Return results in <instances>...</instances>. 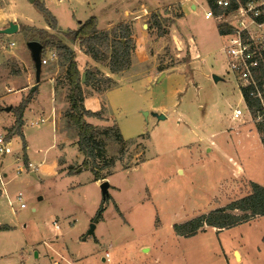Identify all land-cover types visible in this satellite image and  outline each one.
Listing matches in <instances>:
<instances>
[{
	"label": "rangeland",
	"instance_id": "374dc122",
	"mask_svg": "<svg viewBox=\"0 0 264 264\" xmlns=\"http://www.w3.org/2000/svg\"><path fill=\"white\" fill-rule=\"evenodd\" d=\"M8 1L14 3L21 23L48 25L37 4ZM50 6L66 28L91 16H96L100 27L125 19L116 26L123 24L129 31L131 63L112 78L113 86L120 88L115 92L116 108L108 102L106 114H115L128 140L106 136L105 157L117 160L111 174L103 171L110 183L105 200L94 173L87 167L77 170L84 157L77 145L78 130L65 115L70 106L69 86L59 58L43 66L45 76L55 77L59 90L58 129L48 110L46 123L27 124L42 114L41 110L31 112L36 106L29 104L24 135L10 132L18 118L17 107L30 95L37 100L39 91L33 62L31 79L21 59H4L13 52H28L24 28L0 35V131L13 136V152L0 155V264H251L238 262L233 249L246 237L255 243L264 218L218 233L205 225L188 237H179L173 227L210 213L213 205L225 207L241 199L244 186L249 183L251 188L252 182L246 183L242 174H230L232 163L242 162L250 178L264 183V147L256 127L249 116L244 120L231 117L233 108L243 104L232 75L225 74L224 80L215 83L209 71L198 84L191 80L196 65L207 63L223 71L216 56L223 54L225 37L220 36V29L224 24L205 17L208 1L50 0ZM125 8L132 11L124 13ZM158 18L161 27L156 25ZM10 42L15 46L5 49ZM199 42L204 48L197 46ZM48 47L42 55L56 50ZM71 47L83 67L80 70L92 69L97 75L95 85L84 88L85 95L92 94L108 77L109 58L97 62L80 43ZM13 65L20 74H14ZM161 68L165 70L160 72ZM151 75L157 77L149 84ZM40 89L47 98V86ZM8 105L12 112L5 111ZM142 109L165 113L167 118L146 117ZM26 151L28 161L39 166L36 175L18 170L26 165ZM58 159L60 167H56ZM22 202L26 207H21ZM102 204L103 214L97 218ZM54 220L60 230H55ZM92 223L95 232L88 235Z\"/></svg>",
	"mask_w": 264,
	"mask_h": 264
},
{
	"label": "trees",
	"instance_id": "16d2710c",
	"mask_svg": "<svg viewBox=\"0 0 264 264\" xmlns=\"http://www.w3.org/2000/svg\"><path fill=\"white\" fill-rule=\"evenodd\" d=\"M207 1L217 14L222 12V9L216 5V0ZM35 4L46 14L50 29L23 27L25 35L28 41L37 40L41 42L45 50L48 46L57 50L60 64L66 67L65 74L69 86L68 100L70 106L65 115L68 122L78 130L77 144L79 151L84 155L82 166L89 168L96 179L107 178L103 175V171L106 170L108 174H111L112 167L117 159H107L105 157L106 136H116L117 139L124 142L127 140L123 138L117 126L102 128L86 120V117L89 116L101 117L106 107L97 112L85 107L84 88L92 84L95 85L93 82L97 80V75L92 69H86V78L83 81V72L78 66L76 52L65 40L78 41L82 47L86 48V53L97 62L102 61L103 58H109L110 71L118 74L128 68L131 63V49L133 46L128 38L129 31L124 28L123 24L114 27L112 30H100L96 16H91L82 22L78 29L61 33L56 30V18L45 4L40 0H36ZM156 25L161 27L160 18L157 19ZM224 30L220 29V33H223ZM108 51H110L109 56L106 54ZM164 70L165 68H161L160 72ZM106 78L104 85L98 86L95 93H101L115 87L113 86L114 79L111 77ZM31 100L32 96L30 95L17 107L18 118L10 132L23 135L21 128L24 123V112ZM25 148L26 143L24 144ZM108 198L109 196L104 199ZM103 210L104 205L102 204L97 218L102 216ZM260 215H264V186L252 182L251 192L243 198L234 200L225 207L214 209L210 213L199 215L184 223H175L173 227L177 235L188 237L196 235L205 225L221 230L231 228Z\"/></svg>",
	"mask_w": 264,
	"mask_h": 264
},
{
	"label": "crops",
	"instance_id": "0c3cea01",
	"mask_svg": "<svg viewBox=\"0 0 264 264\" xmlns=\"http://www.w3.org/2000/svg\"><path fill=\"white\" fill-rule=\"evenodd\" d=\"M62 1V0H60ZM30 2V1H29ZM41 2H43L45 4V6L51 11V13L54 15V17L56 18V30L59 31V32H67L69 30H76L80 27V24L82 22H84L83 20H78V22L75 24L76 27H68L66 28V26L62 25V23L60 22V19L56 16V14H54L53 10H52V7L50 6V0H41ZM181 2V1H180ZM139 4V3H138ZM182 4V2H181ZM196 6L197 7V4L196 3H192V6ZM132 10H130L129 8H125V11L124 13H127V12H131ZM125 19L124 18H121L119 19L117 22H112L111 24H109L108 26L106 27H100L98 26V28L100 30H111L113 29L117 24H119L120 22L124 21ZM13 21V22H17L19 24V29L20 27H31V28H39V29H50V24L48 22V25L46 27H38V26H35V25H31V24H23L20 22L19 20V14L17 13V10L15 8V5L14 3L12 2H7V0H0V29H3L5 27H7L9 25V23ZM48 21V20H47ZM97 24H98V21H97ZM0 35H3V33H0ZM69 45L71 43L70 46H76V44L79 45V42L78 41H75V42H72V41H68V40H65ZM15 46V44L11 47L7 46L6 48H10L12 49L13 47ZM199 46L200 48H204V46H202V44H199L197 45ZM4 47V46H3ZM5 48V49H6ZM49 48V47H47ZM54 48V47H53ZM74 49V48H73ZM50 50V49H49ZM75 50V49H74ZM15 57L17 59H21L22 63H24V69H25V74H28V76L31 78V66H30V62L34 63L33 61V58H32V55H31V51L29 50L28 48V52H19V53H16V52H13L11 54H7L5 58H9V57ZM84 57V56H83ZM87 57V55H86ZM220 58V59H219ZM85 59V57H84ZM201 59H204V58H201ZM216 59L219 60L220 62V65L221 67L223 68V71L222 72H218V71H215L214 69H212L207 63L204 65V66H201V65H196V67H194V71H193V76H192V79L193 82L195 84H198L199 81L201 80V77L202 76H205L207 77L209 75V71H211V74H210V77L212 78V75L214 73H217L219 75H221L222 77L225 76V74H230L228 72H226V63H225V57L224 55H220V53L216 56ZM55 60V59H54ZM76 60H77V56H76ZM79 60V58H78ZM86 61V59H85ZM197 61H199V59H197ZM48 64V63H47ZM45 64V65H47ZM35 65V63H34ZM79 68L82 69L83 67L81 66V64L79 63ZM1 66V64H0ZM44 65H42V72H41V78H40V81L38 82L36 77H35V80H36V86L38 87V91L39 93L37 94V100H34L32 99L30 101V105L31 106H36V110L35 111H31L35 114V112L41 110V116L40 117H37L36 119L34 120H30V123H29V120H28V123L27 124H30L32 126H35L36 124H33V122L35 120H38L40 118H43L44 121L41 122L40 124H37V125H41V124H44L48 121V117L49 116H45L44 114L46 113V111H50V113H52V122H53V125H55L56 129L57 128V118H58V115L59 116H62V113H61V108H59L58 104H59V94H58V87H57V84H56V81H55V77L53 76H45V68L43 67ZM13 67H15V69L12 68L14 74H20L21 73V70L20 69H17L16 65ZM35 69H36V66H35ZM212 69V70H211ZM225 69V70H224ZM19 72H18V71ZM36 72V71H35ZM165 73V72H164ZM105 74L108 76V77H111V78H115L114 75L115 73H112L110 71V69L108 68V70L105 72ZM232 75V74H231ZM165 76H167V73H165ZM164 76V77H165ZM155 75H151V76H148L147 77V80L150 83H152L154 80H155ZM233 77V76H232ZM159 78V77H158ZM32 79V78H31ZM159 81V80H158ZM214 81V80H213ZM234 81V80H233ZM215 82V81H214ZM215 83H218V82H215ZM45 84V86H47L48 88V96L47 98H44V92L40 89L41 86ZM29 85V84H28ZM31 85V84H30ZM29 85V86H30ZM32 86V85H31ZM151 86L146 85V88L149 89ZM27 87H22L21 89H26ZM120 88V87H119ZM119 88H111V89H108L107 91H104L102 93H92V94H89V95H85V98H84V105L87 109L89 110H92V111H101L103 107H106L105 111L102 113V116L101 117H94V116H89V117H86V120L89 122V123H92L96 126H102V127H110V126H117L119 131L121 132L120 130V124L117 122L118 121V118L115 116V114H106L107 110H108V102L109 104L116 108L115 105H114V102L116 101L117 99V96L115 94V92L117 91V89ZM140 92H142L143 90L140 89L139 90ZM241 99V98H240ZM107 100V101H106ZM33 104V105H32ZM232 106V105H231ZM7 107V106H6ZM28 109H29V106L25 109V112H24V117H23V121L24 119L26 120V115H27V112H28ZM143 110V109H142ZM156 110V109H155ZM2 111V110H1ZM6 111V109H5ZM143 111H146V110H143ZM142 111V112H143ZM147 111H150V110H147ZM154 111V110H153ZM153 111H150V112H153ZM6 112H10V111H6ZM12 112V111H11ZM31 112H29L30 114H32ZM157 112V111H155ZM159 113V112H158ZM144 115V113H143ZM149 115H152V114H149ZM148 115V116H149ZM145 116V115H144ZM146 116V117H148ZM154 116V115H153ZM4 117V116H3ZM156 117V116H154ZM231 117H232V112H231ZM157 118V117H156ZM234 119V118H232ZM157 120H159L157 118ZM235 120V119H234ZM239 120V119H237ZM250 124H253L255 127H256V130H257V133H258V137H259V140H260V143L262 144V146L264 147V143L262 141V138H261V134L258 130V126L255 124V123H250ZM6 125H3V127H5ZM24 123H23V129H24ZM23 129L21 128V131L24 135V132H23ZM123 138L125 140H128L124 137L123 133L121 132ZM143 135V134H141ZM139 135V136H141ZM138 136V137H139ZM232 138V137H231ZM231 138H229L231 140ZM25 139V138H24ZM78 141V140H77ZM26 143V150L28 149L29 145H28V142L27 140L25 139V142L24 144ZM78 145V144H77ZM79 149V148H78ZM81 153V152H80ZM82 154V153H81ZM83 155V154H82ZM227 155V154H226ZM228 156V155H227ZM84 157V155H83ZM239 157V161L241 160L240 159V156L238 155ZM231 159H233L231 157ZM26 165L23 167V166H19L18 169L21 167V168H25L23 171H28V163L31 162V161H28L29 160V153L26 151ZM83 161H84V158H83ZM83 161L82 163H79V165H82L83 164ZM235 161V160H233ZM58 162H59V159H58ZM66 162V160L64 161V163ZM232 162V161H231ZM241 162V161H240ZM32 163V162H31ZM63 163V165H64ZM33 164V163H32ZM58 164V165H57ZM34 165V164H33ZM56 167H60L61 164L60 162L59 163H56ZM234 166V167H233ZM84 166H80L77 170H82ZM237 167V168H236ZM228 169L230 174H234L235 176H238L239 174H242L240 175V177H243L244 180H246V183L247 181L249 182H257L261 185L264 186V183H261L258 179H254V178H250L248 176V173H247V169L245 166H243L242 162L241 164H230L228 165ZM39 169V166L38 165H34V168L30 171L32 173V175H36V172L37 170ZM68 169H69V173H72L71 169V165L68 166ZM23 171H20V172H23ZM76 171V170H75ZM73 171V172H75ZM29 172V171H28ZM232 172V173H231ZM234 172V173H233ZM95 176V175H94ZM96 179V177H95ZM106 178H101V179H96L98 182H103L105 181ZM108 179V177H107ZM249 184V183H248ZM246 184L244 186V190L243 192L241 193V196L238 197V198H242L246 195H248L251 191V188L249 187V185ZM222 205H213V208L212 209H217V208H220ZM261 218H264V215H260V216H256V217H253L251 219H249L248 221L246 222H243L241 224H238V225H242V224H245V223H248V222H251V221H255V220H260ZM54 223H57L56 220H54ZM237 226V225H236ZM55 230H60V226L59 228H56L54 226ZM211 229H213L214 231H216L217 233L218 232H221L223 229L219 230L218 228L216 227H209ZM225 229V228H224ZM260 232V231H259ZM261 234L259 235V237H257V241L255 243L252 242V239L250 240L249 237H246V238H243L241 243L239 244L238 247H235L233 250H234V255L236 256V252L239 254V257H236V260L238 262H243L244 260L247 261V262H251V264H264V228H261ZM179 237H183V236H180L178 235ZM250 240V241H249ZM144 251H149L148 248L144 249ZM225 260V259H224Z\"/></svg>",
	"mask_w": 264,
	"mask_h": 264
},
{
	"label": "built area",
	"instance_id": "2783aa9c",
	"mask_svg": "<svg viewBox=\"0 0 264 264\" xmlns=\"http://www.w3.org/2000/svg\"><path fill=\"white\" fill-rule=\"evenodd\" d=\"M216 5L222 9L216 13L212 7L206 10L207 19L217 18L224 24L225 37L221 45V52L225 57L228 73L240 90L242 106L236 105L232 110V118L244 120L249 116L259 129L264 142V0H216ZM15 42H10L11 47ZM56 50L50 49L48 56H42V65L52 59H57ZM44 119L35 120L33 124H40ZM12 137L9 132L0 131V155L13 152ZM34 165L28 163V171ZM25 168H19V172ZM22 200V193L18 194ZM21 207H26L22 202ZM55 227L59 225L55 223ZM109 256V252L106 253Z\"/></svg>",
	"mask_w": 264,
	"mask_h": 264
},
{
	"label": "water",
	"instance_id": "95a60500",
	"mask_svg": "<svg viewBox=\"0 0 264 264\" xmlns=\"http://www.w3.org/2000/svg\"><path fill=\"white\" fill-rule=\"evenodd\" d=\"M31 3H35L36 0H29ZM19 30V24L16 22L11 21L9 23V25L3 29H0V33L3 34H13L15 32H17ZM27 46L29 48V50L31 51V55L33 58V61L35 63L36 66V79L39 82L40 78H41V72H42V51L44 49V46L41 42L37 41V40H30L27 42ZM165 73H162V76H164ZM86 78V73H83V81ZM212 79L215 82H219L224 80V78L217 74L214 73L212 75ZM6 111H11L12 109V105H8L7 107H5ZM145 116H148L149 114H152L154 116H156L159 120H163L167 118V115L165 113H158V112H150V111H143ZM109 188H110V183L109 181L106 179L105 181H103L101 183V189H102V193H103V197L106 198L109 196ZM95 228H96V224L92 223L90 226V229L88 231V235H93L95 232ZM236 257H239V254L236 252Z\"/></svg>",
	"mask_w": 264,
	"mask_h": 264
}]
</instances>
